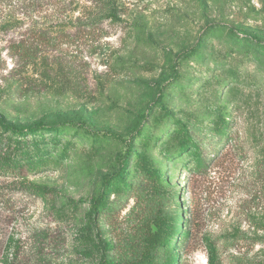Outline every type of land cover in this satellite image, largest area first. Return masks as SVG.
<instances>
[{
	"label": "rangeland",
	"instance_id": "1",
	"mask_svg": "<svg viewBox=\"0 0 264 264\" xmlns=\"http://www.w3.org/2000/svg\"><path fill=\"white\" fill-rule=\"evenodd\" d=\"M113 1L91 32L83 0L80 27L0 0V115L47 127L6 135L25 152L0 176V264H207L208 241L263 262L264 0ZM38 30L72 38L11 54Z\"/></svg>",
	"mask_w": 264,
	"mask_h": 264
},
{
	"label": "trees",
	"instance_id": "2",
	"mask_svg": "<svg viewBox=\"0 0 264 264\" xmlns=\"http://www.w3.org/2000/svg\"><path fill=\"white\" fill-rule=\"evenodd\" d=\"M18 4L22 6H28L31 9L35 7L43 8L45 5L49 8L50 13L47 16L46 20L52 24L53 27L56 26H66L67 24L75 25L80 27L82 24L83 17H71L70 13L73 10L79 9L80 3L82 0H16ZM85 4L82 5L84 12H88L86 16L85 24H88V28L91 32L97 30L98 22H103L106 20H119L118 10L115 6L113 0H83ZM99 9V10H98ZM99 11V18H98ZM222 26V25H221ZM216 26L208 25L207 29L214 28ZM206 29V30H207ZM79 30V29H78ZM34 36L36 37L35 42L27 45L23 41L12 43L9 46L10 52L13 56L19 58L24 62H32L41 56H43L42 49L44 47H58L59 44L68 42L70 38H72L68 33L64 31H59L55 35L50 36L48 33H45L41 30H38L37 33L34 32ZM159 100V97L158 99ZM0 176H15L16 169H20V163L17 162L19 157H23L25 148L21 145L20 142H14L11 138L6 137L7 134H11L13 136H25L29 137L33 134L43 132L46 130V126L44 123L37 122L32 123L26 127H17L11 123L6 122L3 117L0 115ZM96 135H108L113 138L120 139L119 136L109 133V132H97ZM133 145L132 141L127 142V147L125 151V155L120 161V166L117 171L112 174H105L103 176V188H107L113 179H118L122 176L124 169L126 167L127 157L132 153ZM204 160V157H203ZM206 160V159H205ZM204 160V161H205ZM211 159H207L210 161ZM206 163V164H207ZM202 165L200 169L194 171V173H202V169L204 170L206 166ZM202 168V169H201ZM102 202V197L98 196L92 201L90 212L92 214H96L99 208L100 203ZM192 226L189 224L187 228V232L185 233V238L190 237V232ZM264 241V239H261ZM208 259L207 264H220V259L218 257L217 249L213 246L212 242L208 241ZM99 264H110L106 261L105 257L102 256ZM255 264H264L263 262H257Z\"/></svg>",
	"mask_w": 264,
	"mask_h": 264
}]
</instances>
